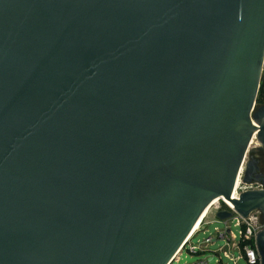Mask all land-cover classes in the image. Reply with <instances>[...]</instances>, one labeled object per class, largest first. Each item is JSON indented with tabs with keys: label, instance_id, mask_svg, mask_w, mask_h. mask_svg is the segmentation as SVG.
Returning a JSON list of instances; mask_svg holds the SVG:
<instances>
[{
	"label": "water",
	"instance_id": "95a60500",
	"mask_svg": "<svg viewBox=\"0 0 264 264\" xmlns=\"http://www.w3.org/2000/svg\"><path fill=\"white\" fill-rule=\"evenodd\" d=\"M263 65L264 0H0V264H168L215 197L264 264Z\"/></svg>",
	"mask_w": 264,
	"mask_h": 264
},
{
	"label": "built area",
	"instance_id": "2783aa9c",
	"mask_svg": "<svg viewBox=\"0 0 264 264\" xmlns=\"http://www.w3.org/2000/svg\"><path fill=\"white\" fill-rule=\"evenodd\" d=\"M243 170V166H241V169L238 174V180L231 192L232 196H238V193L241 189L244 188H250L253 186H260V183L257 181L253 182H245L241 180V173ZM217 198L216 200H218ZM225 206L222 205H215L214 206V212L219 207L223 208H229L232 209L233 213L225 217L224 219H221L223 221L224 226L223 227H215L216 234L215 236L207 235L203 237L202 239H199L197 243H195L192 239V237L196 234V232L202 228L204 223H208V219L203 220V217L200 218L199 222L197 223L196 229L192 230L183 240L182 244L179 246L177 251L174 253V256L172 259L168 262V264H171L173 260L178 261L182 251L185 249L186 251L190 253H200L204 250H207L208 243L213 242L215 239H222L224 240V245L219 246L218 251H221V253L224 255V257H227L228 260H230V263H223L221 261V257L219 256L218 261L219 264H239V259L243 258L246 262V264H259L260 262V256L259 252H257L256 248V231L262 226L263 223H261V211L259 208H254L249 214L246 216L242 215L241 213L237 212L234 208L232 203L224 200ZM212 202H210L211 204ZM210 206V205H209ZM208 206V207H209ZM230 217H234L235 220L233 223L239 226V229L236 232H234L231 228V224H229ZM187 264H207V258L205 256H198L197 259L187 262Z\"/></svg>",
	"mask_w": 264,
	"mask_h": 264
},
{
	"label": "rangeland",
	"instance_id": "374dc122",
	"mask_svg": "<svg viewBox=\"0 0 264 264\" xmlns=\"http://www.w3.org/2000/svg\"><path fill=\"white\" fill-rule=\"evenodd\" d=\"M264 68V65H263ZM258 142L256 141V139H254L252 141V143L250 144V146L252 145H257ZM258 152H260V150H258ZM248 156V155H247ZM247 156L245 158H247ZM224 202V201H223ZM215 205H222L221 203V199L215 200V202L213 201L212 204H210V206L208 207V211L206 213V215L203 217V220L208 219V223H204V225L202 226L201 229H199L196 234L192 237L193 241L195 243H197V241L199 239H202L203 237L207 236V235H213L215 236L216 234V230L215 227H223V221L221 219H219L214 212V206ZM235 220L234 217H230L229 219V224H231V228L234 232L237 233L239 226L236 225L235 223H233ZM215 240L211 243H208L207 245V250H204L200 253H190L188 251H186L185 249L182 251L181 256L179 258L178 261L173 260L171 264H187V262L192 261L197 259L198 256L202 255L205 256L207 258V264H219L218 258L219 256L221 257V261L223 263H230L231 261L228 260L227 257H224V255L221 253V251H218L219 246H223L224 240L222 239H217L214 238ZM239 264H246L245 260L243 258L239 259Z\"/></svg>",
	"mask_w": 264,
	"mask_h": 264
},
{
	"label": "trees",
	"instance_id": "16d2710c",
	"mask_svg": "<svg viewBox=\"0 0 264 264\" xmlns=\"http://www.w3.org/2000/svg\"><path fill=\"white\" fill-rule=\"evenodd\" d=\"M263 71H264V68H263ZM257 92L258 93L256 96V104L264 103V79L260 80V85H259ZM259 156L264 161V158H263L261 151L259 152ZM221 203H222V206H225V203L223 202L222 199H221Z\"/></svg>",
	"mask_w": 264,
	"mask_h": 264
},
{
	"label": "bare ground",
	"instance_id": "6f19581e",
	"mask_svg": "<svg viewBox=\"0 0 264 264\" xmlns=\"http://www.w3.org/2000/svg\"><path fill=\"white\" fill-rule=\"evenodd\" d=\"M238 178H239V177H238ZM238 178H237V180H238ZM216 199H217V197H215L211 202H213V201L215 202ZM219 199H224V198H219ZM224 200L230 202V201H229L228 199H226V198H225ZM230 203H231V202H230ZM211 204H212V203H211ZM207 209H208V207L205 209V211H204V213L201 215V217H203L204 215H206V213H207V211H208ZM201 217H200V218H201ZM200 218H199V220H200ZM199 220L195 223L194 229H196V227H197V223L199 222ZM194 229H193V230H194Z\"/></svg>",
	"mask_w": 264,
	"mask_h": 264
},
{
	"label": "flooded vegetation",
	"instance_id": "af4514ba",
	"mask_svg": "<svg viewBox=\"0 0 264 264\" xmlns=\"http://www.w3.org/2000/svg\"><path fill=\"white\" fill-rule=\"evenodd\" d=\"M253 154L257 156L258 164H260L261 169L264 170V161L262 160V158H260L258 150L255 151Z\"/></svg>",
	"mask_w": 264,
	"mask_h": 264
}]
</instances>
